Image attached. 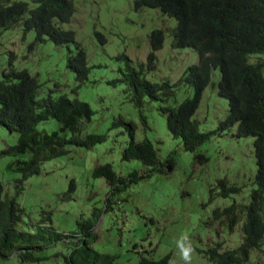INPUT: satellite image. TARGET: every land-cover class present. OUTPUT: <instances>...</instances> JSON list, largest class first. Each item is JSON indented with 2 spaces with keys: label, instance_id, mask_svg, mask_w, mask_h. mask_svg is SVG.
Masks as SVG:
<instances>
[{
  "label": "rangeland",
  "instance_id": "rangeland-1",
  "mask_svg": "<svg viewBox=\"0 0 264 264\" xmlns=\"http://www.w3.org/2000/svg\"><path fill=\"white\" fill-rule=\"evenodd\" d=\"M134 1L75 0L74 15L61 28L72 30L79 46L55 45L49 41L34 44L35 34L24 37L22 28L0 36V78L12 60L17 69H27L42 83L43 96L67 95L89 103L95 114L83 133L106 136L104 143L91 150L72 148L67 155L47 162L40 175L25 183L20 202L27 214L22 227L35 229L39 213L53 211L55 230L70 235L76 224L83 217L91 216L97 207L103 211L94 228L98 235L94 248L116 256L118 263L136 264L143 255L160 260L171 254L176 264H183L176 242L187 232L195 249L192 264H211L204 251L219 243L223 244V251L235 250L244 242L241 224L231 230L227 217L216 219L213 212L217 208L248 203L255 188L257 169L254 139L238 137L236 126L218 130L229 112L227 99L219 95L218 70L213 73L212 84L205 90L194 117L202 132L214 131V134L195 153L185 151L181 140L169 133L166 115L160 109L162 103L146 99L139 109L125 84H111L122 77L120 70L126 62L120 59L121 55L129 56L135 68L143 65L147 71L151 51L149 36L152 31L163 29L165 44L156 53V69L146 72L145 76L153 82L177 84L172 99L166 104L170 108L194 96L185 75L198 62L197 52L173 49L172 31L177 21L156 9L137 11ZM80 48L86 53L91 68L89 78L83 82L68 67L69 56ZM261 59L264 56H254L251 60ZM144 118L147 127L142 122ZM121 119L137 123L136 139L146 138L154 145L163 172H153L152 167L135 160H122L129 137L125 125L114 126ZM58 128V122L50 120L40 125L39 130L51 133ZM18 137L17 133L0 128V150L15 145ZM197 153L204 154L209 162L197 163ZM168 159H172V165ZM7 162L0 160V180L12 195L18 175L6 170ZM105 164L112 165L127 181L123 190L113 193L104 178L93 177L94 168ZM169 167L172 168L168 170ZM135 171L140 177L137 180L131 175ZM72 180L76 182V192L68 200L63 194ZM232 187L237 189L233 191ZM107 201H111L112 207L107 206ZM57 251H61L58 258ZM67 255L65 249H50L39 255L44 259L37 263H20L13 256L0 260V264H65ZM260 262H264V241L247 264Z\"/></svg>",
  "mask_w": 264,
  "mask_h": 264
},
{
  "label": "trees",
  "instance_id": "trees-1",
  "mask_svg": "<svg viewBox=\"0 0 264 264\" xmlns=\"http://www.w3.org/2000/svg\"><path fill=\"white\" fill-rule=\"evenodd\" d=\"M134 6L137 11L159 10L177 21L171 47L193 49L198 54V62L190 66L185 75L194 96L170 108L166 104L172 99L176 86L170 81L148 80L143 67L135 68L127 55L120 57L126 62L125 68L120 70L122 77L111 84H125L139 109L146 99L162 103L160 109L166 115L169 133L181 140L185 151L195 153L214 134V131L202 132L194 117L205 90L212 84L213 73L218 70L219 95L227 99L229 106L218 130L236 126L238 137L254 139L257 169L255 188L248 203L217 208L213 212L216 219L226 216L231 230L241 224L244 242L235 250L223 251V244L219 243L204 251L211 264H247L264 241V59L251 60L254 56H264V0H135ZM74 13L75 0H0V36L22 28L24 37L35 34L34 44L48 41L55 45L77 44L75 33L61 28L71 21ZM165 35V30L157 29L149 36L150 70L156 68L155 54L164 46ZM78 51L69 56L68 67L76 73L77 80L83 82L89 78L91 68L84 50ZM7 66L0 78V128L19 137L15 145L0 150V160H8L6 170L17 174L18 178L12 195L0 180V260L14 256L20 263H37L44 259L40 254L60 248L65 249L66 254L68 251L65 264H133L118 263L116 256L94 248L98 239L94 228L103 211L100 208L94 207L92 215L83 217L70 235L55 230L53 211L40 212L35 229L22 227L27 214L20 202L25 183L40 175L47 162L67 155L72 148L91 150L104 143L106 136L83 133L95 114L89 103L67 95L43 96L42 83L27 69H17L12 60ZM50 120L58 122V130L51 133L39 130L40 125ZM142 122L147 127L145 118ZM119 125H125L129 137L122 160H135L152 167L153 172H163L154 145L146 138L136 139L137 123L121 119L114 123V126ZM195 161L206 164L209 159L197 153ZM167 162L173 164L171 159ZM92 174L94 178H104L113 193L123 190L124 183L128 184L110 164L96 166ZM131 175H135V180L140 178L136 171ZM75 192L76 182L72 180L63 198L72 200ZM107 206L112 207L111 201H107ZM60 252H56V258ZM170 259L171 254L160 260L143 255L136 264H168Z\"/></svg>",
  "mask_w": 264,
  "mask_h": 264
},
{
  "label": "clouds",
  "instance_id": "clouds-1",
  "mask_svg": "<svg viewBox=\"0 0 264 264\" xmlns=\"http://www.w3.org/2000/svg\"><path fill=\"white\" fill-rule=\"evenodd\" d=\"M144 9H150V8H144ZM163 48V47H162ZM161 48V50H162ZM160 51V50H159ZM151 52V51H150ZM158 52V51H157ZM156 52V53H157ZM150 54V53H149ZM156 55V54H155ZM149 56V55H148ZM129 57V56H128ZM157 59V57H156ZM157 63V61H156ZM132 64V62H131ZM144 69V66L141 65ZM140 66V67H141ZM147 68H148V59H147ZM156 69V68H155ZM148 71H151L150 69H147V71L144 69V72H148ZM162 82H165V81H162ZM159 83V82H158ZM161 83V82H160ZM175 86H177V84H173ZM237 128V127H236ZM253 138V137H252ZM123 153V152H122ZM169 160V159H168ZM161 162V161H160ZM173 163V161H172ZM171 168L169 167L168 170H170ZM176 245H177V250H178V253H179V256L180 258L182 259L183 261V264H192V260H193V255L195 253V249L193 247V242L190 238V235L185 232L181 235V237L179 238V240H177L176 242ZM261 263H264V262H261ZM169 264H176V260L175 258L169 260Z\"/></svg>",
  "mask_w": 264,
  "mask_h": 264
},
{
  "label": "bare ground",
  "instance_id": "bare-ground-1",
  "mask_svg": "<svg viewBox=\"0 0 264 264\" xmlns=\"http://www.w3.org/2000/svg\"><path fill=\"white\" fill-rule=\"evenodd\" d=\"M166 36V35H165ZM172 160V159H171ZM172 165V164H171ZM172 168V167H171Z\"/></svg>",
  "mask_w": 264,
  "mask_h": 264
}]
</instances>
